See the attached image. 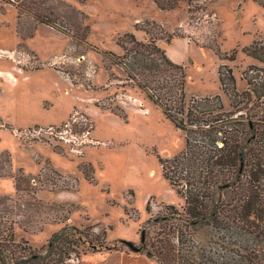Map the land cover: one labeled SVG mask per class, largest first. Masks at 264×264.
<instances>
[{
	"label": "rangeland",
	"instance_id": "374dc122",
	"mask_svg": "<svg viewBox=\"0 0 264 264\" xmlns=\"http://www.w3.org/2000/svg\"><path fill=\"white\" fill-rule=\"evenodd\" d=\"M160 1L172 5L0 0V264H159L144 245L183 217L162 162L186 136L128 75L134 58L120 37L189 35L204 48L185 64L187 98L220 94L226 110L220 71L232 68L243 91L245 71L264 67L244 52L264 41V0ZM213 234L199 230L218 247Z\"/></svg>",
	"mask_w": 264,
	"mask_h": 264
},
{
	"label": "trees",
	"instance_id": "16d2710c",
	"mask_svg": "<svg viewBox=\"0 0 264 264\" xmlns=\"http://www.w3.org/2000/svg\"><path fill=\"white\" fill-rule=\"evenodd\" d=\"M155 1L163 9L172 5ZM118 43L134 58L129 68L137 75H128L186 136L185 149L162 162L164 175L185 198L183 217L151 248L145 242L147 256L159 264H264V67L245 71L243 91L232 68L228 78L220 71L231 99L226 110L220 94L187 98L185 65L173 62L154 40L126 32ZM244 52L264 62V41H253ZM204 228L214 233L209 243L218 247L202 243Z\"/></svg>",
	"mask_w": 264,
	"mask_h": 264
},
{
	"label": "crops",
	"instance_id": "0c3cea01",
	"mask_svg": "<svg viewBox=\"0 0 264 264\" xmlns=\"http://www.w3.org/2000/svg\"><path fill=\"white\" fill-rule=\"evenodd\" d=\"M135 32L137 35L139 34L138 30L137 31L135 30ZM158 44H159V46H161L165 50L167 56L173 62L183 64V65L189 63L190 60L193 58V55L191 54L192 48L200 47L198 45V43L194 42V40L191 39V37L189 35L175 36L168 42L164 41L163 39H159ZM200 48H204V47H200ZM27 77H25V78H27ZM109 257H107V258H109ZM111 257H114V261H115V255H113ZM124 257L131 258L132 256H128L126 253H124ZM132 259H133V261H131L132 264H137V262H136L137 259L136 258H132ZM134 259H136V260H134ZM139 259H141V258H139ZM144 259L148 260L149 258L145 257ZM99 264H109V263L102 261ZM114 264H118V263L114 262Z\"/></svg>",
	"mask_w": 264,
	"mask_h": 264
},
{
	"label": "water",
	"instance_id": "95a60500",
	"mask_svg": "<svg viewBox=\"0 0 264 264\" xmlns=\"http://www.w3.org/2000/svg\"><path fill=\"white\" fill-rule=\"evenodd\" d=\"M142 243L145 241V234L143 233L142 235V239H141ZM124 242L129 245V247H131V249H133L134 251H141L142 246H137L135 245L132 241L129 240H124Z\"/></svg>",
	"mask_w": 264,
	"mask_h": 264
},
{
	"label": "built area",
	"instance_id": "2783aa9c",
	"mask_svg": "<svg viewBox=\"0 0 264 264\" xmlns=\"http://www.w3.org/2000/svg\"><path fill=\"white\" fill-rule=\"evenodd\" d=\"M54 128H55V127H50V130H51V129L53 130Z\"/></svg>",
	"mask_w": 264,
	"mask_h": 264
}]
</instances>
